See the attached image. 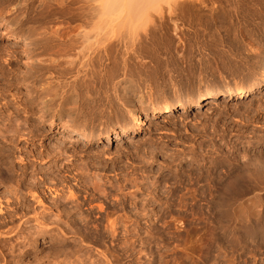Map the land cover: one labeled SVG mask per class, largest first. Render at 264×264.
Listing matches in <instances>:
<instances>
[{"label":"rangeland","instance_id":"rangeland-1","mask_svg":"<svg viewBox=\"0 0 264 264\" xmlns=\"http://www.w3.org/2000/svg\"><path fill=\"white\" fill-rule=\"evenodd\" d=\"M166 2L167 5L159 3L160 11L149 10L145 21L133 28V36H136V42L139 40L137 43L140 45L137 46L136 54L130 56V65L134 63L132 80L140 87L132 107L135 109L134 115L119 104L117 97L115 99L110 83L111 89L107 88L105 95H100L96 87L83 97V102L90 104L92 101L94 105L86 109L87 113L83 110L86 115H80L79 122L62 118L61 124L49 126L41 124L38 111H42V105H37L35 100L49 98L52 92L45 94L40 89L47 88V83L49 85L57 73H46L37 83L20 80L17 87L6 90L8 98L11 95L21 98L20 104L15 105L19 109L28 110L27 106L33 105L30 121L20 117L16 119L22 122L18 124L24 125V129L38 135L32 150L36 154H45L54 149L55 155L48 158L38 157L35 153L36 156L29 155L26 153L28 150H18L24 147V141L15 145L7 143L2 137L8 136L7 132L16 128L15 122L10 124L6 134L0 136V152L5 154L8 161L3 167L20 171L15 179L18 183L9 184L13 191L9 188L11 193L9 191L1 195V207L9 203L13 207L22 205L20 199L23 200V196H17L14 190L24 179L22 173L25 168L28 172L27 181L22 186L31 183L34 178L48 180L49 177L58 179L63 175L70 177L67 183L53 182L56 183L54 190L58 191L57 194L52 192L53 188L50 193L48 190L44 192L41 205L47 209L54 203V196L61 195L67 199L70 191L73 198L83 201L88 190L73 180V176L85 172L83 174L90 177L89 181L105 180L112 187H108L111 188L108 194L110 199H98L93 203L97 202L101 206L105 204L103 207L113 205V208H121L122 212L124 209L123 213L130 210L134 213L142 208L144 214L149 209L148 217H139V254L130 256L129 251H124L127 243L120 234L115 251L120 255L122 252L126 254L124 257L121 255V264H262L264 189L261 192L252 189V184L250 186L246 178L256 173L254 170L250 177L247 176V168L252 163H264V83L243 98L220 95L216 98L217 105L191 108L186 113H182V109L183 105L192 102L199 94L235 89L260 81L264 72V0ZM24 3L22 5V0H0V52L4 48L7 51L4 50V54H12V57L15 56L13 59H18L20 77L29 73L26 65L32 63V59L30 52L20 53L25 41L13 43L9 40L10 31L30 37V40L36 39L33 34L44 25L52 26L56 19L54 9L47 11V14L42 6L46 13L42 11L40 0H27ZM40 13L39 17L37 14ZM124 27L119 32H127V26ZM115 46L118 55H121L122 47L119 45V50L118 45ZM27 47L34 50V46ZM3 53H0L3 55H0V62L8 58ZM116 64V75L110 79L113 83L123 76L120 61ZM168 102L173 104L170 114L155 112L154 109ZM70 128L90 132L95 138L78 140L65 132ZM121 128L124 129L123 133L118 132ZM114 131L118 133L114 134ZM108 134L112 138L105 144ZM255 175L251 178L255 179ZM112 185L115 189L120 188L114 190ZM4 190L0 187V193ZM27 191H22L30 199L27 205L40 207ZM130 191H133L131 195L135 191L134 200V195H129L131 199L126 198ZM63 198L57 199L55 203L59 210L66 211L68 201ZM241 204L244 208L240 211ZM260 204L259 218L246 220L247 213L253 212V205ZM96 210L93 208L92 218L87 216L85 210L82 214L70 216L63 212L60 218L53 216L55 210V213L47 214L43 219L52 229L35 237L36 250L24 240L20 244L18 241L16 245L13 243L14 260L10 264H108L100 252H104L110 239L102 236L104 223L98 230L94 229V223H100L95 219ZM66 221L71 225L68 226L70 223ZM85 221L89 224H85ZM15 223H18V219ZM27 228L32 233L35 226L27 225ZM96 233L104 238L101 239L105 243H102L103 247L100 244V247L93 249L79 243L81 236H87L86 243H90L91 237L98 236ZM25 251H28L27 255L23 254ZM61 251L65 252L64 255ZM63 259V263H58Z\"/></svg>","mask_w":264,"mask_h":264},{"label":"bare ground","instance_id":"bare-ground-1","mask_svg":"<svg viewBox=\"0 0 264 264\" xmlns=\"http://www.w3.org/2000/svg\"><path fill=\"white\" fill-rule=\"evenodd\" d=\"M166 1L167 0H40V3L42 4L41 8L43 6V8H45L46 12L49 11L50 9H52L51 11H53V9H54V11L56 13V15L54 17L56 19H54V22H53L54 24L52 23V26L47 27L46 25H44L46 27L43 26V27H40V29L38 28L39 30H37L35 32V34H33V35H35L36 39L31 38L32 40H30L29 39L30 37H24L23 34L17 33L14 30L10 31V35L8 37L9 40H11L13 43H16V42H19L22 40L25 41V44L21 45L23 47L20 49V53L21 52L22 53L30 52L29 55H30V58L32 59V63H29L26 65L28 67L27 69H29V71H28L29 73H27L25 76L20 77L19 73L21 72L20 71L21 66L18 63V59H16V58L13 59L15 56L12 57L11 56L12 54L8 55V56H7V54H4L3 51L4 50L6 51V49H4V48L1 51L8 58L5 57L6 58L5 60L2 58L3 61L1 60L2 62H0V87H1V85L3 86L2 88H0V136L6 134V131L8 130V126L15 122L14 124L16 125V128L14 127L13 130L10 129V131L7 132L8 136L5 135L6 137L3 136L2 138H4V140H6L7 143L13 144V145H15L17 142L24 141V143H25L24 147H22V148L18 147L19 148L18 150L19 151L23 150L24 152H25V150H28V151H26V153H28L29 155L35 153L34 150H32L33 149L32 147L36 146L35 141H36V139H38V135H36L31 130L24 129L23 128L24 125L20 126L18 124L19 121L16 120L17 118L20 117L22 119H25L26 121L27 120L30 121V119L33 117V113H31V109H32L33 105L32 104H29L28 106L26 105L28 107L27 108L28 110H26L24 108L19 109L15 105L16 104L18 105V103L21 102L20 101L21 98H19L16 95L15 96L11 95L10 98H8L7 96H9V95H6L5 92H6V90L17 87L20 80L22 82H24V81L26 82L29 80H31L34 83L40 82L42 77L46 73L49 75L57 73V75H55L52 78L53 81H51L49 83V85L47 83L48 87L45 85L47 88L40 89L41 90L40 92H43L45 94L46 93L49 94V92H52V94L48 96L49 98L47 100H37V99L35 100V103L37 102V105H39V104L42 105V111L41 112L38 111L39 117H40L39 120H41V124H45V125H49V126H52V125L57 126V125L61 124L60 121L62 120V118H67L71 121L77 120L79 122V120H80L79 116L80 115L82 116L83 114L87 113L86 109H89L91 104H93L92 101L90 102V104H86L85 102H83V100H82L83 97L87 96L88 93L90 94L91 92H93V89H95L96 87H98V90H99L98 92L100 93V95H105L107 88H109V86H110V83L112 84V91L114 92L113 95H115L114 96L115 99L117 97L119 102H120L119 104L128 108L129 113L134 115L135 109L133 110V108H134L133 103H134V100L137 99V94H138V92H140L139 91L140 87L136 81L132 80L133 73H134V71L132 72V69H133L132 64H134V63H131L132 66L130 65V61H131L130 56L136 54L135 51H136L137 46H138L137 42L139 41L137 39L138 41L136 42V38H135L136 36L135 37L133 36V33L135 35V32H133L134 31L133 28L136 27L137 25H139L141 22L145 21V19L148 17L147 12L149 10L154 9V11H157V9L161 6V5H159V3H165L167 5ZM22 2H23L22 5H24L25 4L24 2H27V0H22ZM168 2H169V0H168ZM171 2L173 3V0H171ZM25 8H26V6H25ZM42 11H44V9ZM46 12L44 11V13H46ZM51 13H54V12H51ZM47 14H48V12H47ZM37 15H39V17H40L41 13L37 14ZM15 18H17V17H15ZM15 22H17V20L14 21L12 23V25ZM50 22H52V21H50ZM47 23H45V24H47ZM146 24H147V22H146ZM38 25H40V24H38ZM143 25H142V27H145ZM123 26H125V27L127 26V32L122 31V33H121V32H119V29L121 31ZM37 27H39V26H37ZM125 27H124V29H125ZM143 29H145V28H143ZM30 31H31V29H30ZM28 34H31V33H28ZM138 35H139V33H138ZM142 41H144V40H142ZM27 44L29 46H34L33 47L34 50L32 51V49L30 47H27L28 46ZM115 44L118 45V47H119V45L122 47L121 50L123 51V53H121V51H120L121 55H118V53H117L118 48L115 46ZM13 46H15V44ZM114 46L116 47V50L114 49L115 48ZM138 47H140V45ZM145 49H146V47H145ZM119 50H120V47H119ZM140 50H141V48H140ZM137 51H138V49H137ZM1 56H3V55H1ZM138 56H139V54L136 57H138ZM136 57H134L135 60L137 59ZM118 60L120 61L121 65L123 67V68H121V69H123L122 70L123 76H121L122 79L113 83V81L110 79L113 78L114 75H116L115 66L118 65V64H116L117 62H119ZM134 67L136 68V65ZM135 77H136V72H135ZM263 83H264V72L262 74L260 81H258L256 83H251V84H248L245 86L242 85L239 87L237 86V88L235 87V89L229 88V89H226L225 91H220V92L211 91L208 93L206 92L205 94H202V95L199 94L198 96L195 97V99L192 102L183 105L182 113H186L191 108L197 109L203 105H206V106L217 105L216 98H217V96H220V95H224L226 98H232V97L243 98V97L247 96L248 94H250L251 92L255 91V89L260 87L261 84H263ZM109 89H111V88H109ZM99 93H97V94H99ZM96 96H98V95H96ZM102 98H103V96H102ZM83 110H85V113ZM154 110H155V112H158L160 114H166L167 115V114H170L172 112L173 104L168 102V103H165V105H163L161 108L159 107V108H156ZM14 119L17 122L14 121ZM80 122H82V121H80ZM65 132L68 133V136H74L78 140L87 141V140H92L95 138L94 134H92L90 132L82 131L81 129H76V128L71 129L70 128V129L65 130ZM114 132H115L114 134H116L118 132L123 133L124 129L121 128V131H118V132L114 131ZM111 138H112L111 135L108 134L107 135V141L105 144H108L109 141L111 140ZM62 139H63V137H62ZM258 141H260V140H258ZM10 148H11V146H10ZM15 148H13V149H15ZM4 151H6V150H4ZM54 153H55V150L50 149V150L46 151L45 154H43V152L39 153V154H36V153L35 154L38 155V157L42 156V157L48 158L49 156H54L55 155ZM35 154H34V156H36ZM7 162L8 161L6 159L5 154L1 151L0 152V187L5 188V190L0 193V200H1V195H4V194L6 195V193H9L10 190L13 191L9 187L10 186L9 184H11L13 182L14 183L17 182V181H15V179H17L16 178L17 173L20 171L19 170L17 172L12 168H4L3 165ZM254 162H255V160H254ZM260 165L261 164H257V162L252 163L251 167L247 168V170L249 169V171H248L249 175H247V176L250 177L251 173H253V171L255 170L254 173L256 172L255 173L256 175L255 174H253V175H255L256 177L254 176L255 179H253V178H251L253 176L252 175L250 178H246L247 181L249 182V185L251 186V184H252V189L260 190L259 192H261V190L264 189V181H263L264 180V163H262L261 166ZM246 167H247V165H246ZM25 169L22 173L23 176H25V177L23 180L21 179L22 181H21L20 185L19 184L17 186L14 185L16 187V190H14L15 194L17 196H18V194L23 196V200L20 199V201H22V205L20 207H17V206L13 207L8 202L9 205L2 208L1 207V201H0V264H10L11 260H14L12 254L14 252L13 246H14V244L16 245V241H18V243L20 244L21 240H24L25 242L28 243L27 245L32 246L34 248L33 250H36L35 249L36 248L35 237L40 236L44 232L52 229L51 227H49L50 225L46 221H44V219H43L44 216H46L47 214H49V213L53 214L52 212L55 213V211H56V214L53 216L56 218H60L63 212L67 216L68 215L70 216V215H74V214H77V215L82 214L84 212L83 210H85V212H87V216H90L92 218L93 208H94V210H95V208L97 209L96 210L97 215L95 216V219L97 221H100V223H96V224L94 223V225H93L94 229L98 230V227L102 226L103 225L102 223H104V225H103L104 234L102 235L101 234L102 232L100 234L102 236H104V238L106 237V238L110 239V243L108 244V246L104 247L105 248L104 252H100V254H101L100 256L102 258H104L103 260H105L106 263H108V264H121L120 261H121V259L123 260L122 256L124 257V255H126V254L123 255V252H122L123 249H124V251L125 250L129 251L130 256H132L133 254L137 255L140 253L141 249L137 248V247H140L139 238L141 236L138 233L139 232L138 229L140 228L139 227V217L140 216L141 217H148L150 214L148 211L149 209L148 210L146 209V212H144V214H143L142 208H140L141 210H139V211L136 210L135 212H137V213H135V212L133 213V211L130 210L131 213L128 211L130 213L129 214L128 212L123 213V212H125L124 209L122 212V210H120L121 208L120 209L119 208L118 209L113 208L112 207L113 205L112 206L106 205V207H103V206H105V204L103 206H101V205H97L96 204L97 202L93 203V202L97 201L98 199H100L102 201L104 199H107V197L110 199V196H108V194L110 192L109 189H111L112 187H111V185L109 186L108 184H106V182H104L105 180L103 182H100L98 180L97 181L93 180L92 182L89 181L90 177L88 178L86 174H83L85 172L79 173V175L73 176V180L82 184L83 187H85L84 189L89 191V192L87 191V193L85 191V194H87V196L84 197V199H82L83 201L79 202L78 198H76V199L73 198V195L70 191V195H68L69 197L67 198V196H66L67 199H64L63 196H61V195H56V196L53 195L54 198L52 200L54 203L51 204L50 206H48L50 208L47 209V208H45V206L43 207L41 205V202L45 196L44 192L46 190H48V192L50 193L52 191L51 189L53 188L52 192L57 194L58 191L54 190V189H56V187H55L56 183L53 184V182H60L61 184L65 183V182L67 183L68 182L67 178L69 179L70 177L67 175H63L62 177H60L58 179H55L54 177L53 178L49 177L48 180L45 178H40V179L36 178L35 179L33 177L34 179L31 181V183L27 184L26 186L23 185L24 186L23 187L22 184L27 181V173H28L27 170H25ZM250 169H252V170H250ZM245 170H246V168H245ZM65 172H68V170H66ZM91 174H93V173H91ZM95 176H96V174H95ZM76 178H77V180H76ZM95 179H97V178H95ZM248 179L251 181V183ZM17 183H15V184H17ZM112 186H114V185H112ZM250 186L248 187V189L250 188ZM108 187H111V188H108ZM9 188H10V190H9ZM119 188H120V186H119ZM113 189L116 190L117 188L115 189V186H114ZM26 190H28L27 192L29 194H31V196L33 198V202L37 205L40 204L41 205L40 207H38V206L37 207L36 206L31 207L30 204L27 205L28 204L27 200H30V199H28L26 197L27 194L23 195V193H22V191L24 192ZM122 190H123V188H122ZM11 191H10V193H11ZM14 192L11 195H13ZM131 192H133V191H130V194L128 192H126V193H128L127 194L128 197H126L127 196L126 194H124V195H126L125 197L127 199L128 198L131 199L133 197V200H134L135 191H134V193H132V195H134V196L131 195ZM247 194H248V192H247ZM129 195L132 197H130ZM60 198H63L65 201L66 200L68 201V203H67L68 207H66L67 208L66 211L65 210H63V211L59 210V206L57 205V202L55 203V201L57 199H60ZM69 198H70V200H69ZM12 199H14V198H12ZM121 199H124V197ZM260 199H261V197H260ZM133 200L131 203H133ZM115 201H116V198H115ZM135 201H134V204H135ZM258 201H257V203H258ZM118 202H121V201H118ZM248 202H249V199H248ZM128 203H129V201H128ZM121 204L122 203H120V205ZM254 204H255V202H254ZM117 205H119V204H117ZM82 206H85L86 209H83ZM253 206H254V208L250 206L251 208H253V212L247 213L246 220L249 219L251 221L252 219H258L259 218L260 212H261L260 209L262 208V207L260 208L261 204L257 205V206H255V205H253ZM132 207H130L129 209H131ZM122 208H123V206H122ZM242 208H244V206L242 204L239 205L240 211ZM250 210H252V209H249V211ZM17 219H18V223H15V220H17ZM146 220H148V219H146ZM66 222H68V221H66ZM68 223H70V222H68ZM84 223L89 224L88 221H85ZM147 223H150V222L148 221ZM235 223H236V221H235ZM150 224H148V225L150 226ZM223 224H225V223H223ZM27 225H34L35 226V229L33 228L34 231L32 233L28 232L29 230L27 228ZM69 225H71V223L68 224V226ZM74 226H75V224H74ZM120 228H122V231H119ZM236 230H237V228H236ZM97 233H99V232H97ZM121 233H122L121 237H123L124 240H126V241H124L125 244L127 243L125 245V248H123L122 251H120V252H122V254H121L122 256L120 255L119 252L115 251L116 250L115 247L118 245L117 242L119 241V236ZM97 235H98L97 237L96 236L91 237V239L89 240L90 243H86V242H88V241H86V238H88L87 236H81L80 235L81 239H80L79 243H82V246H85V247L89 246L90 248L92 247L93 249L98 248L102 245V243H104V241L101 240L104 238L103 237L101 238V236H99V234H97ZM20 236H22V237H20ZM18 238H20V241L18 240ZM144 243H145V241H144ZM21 246H23V243ZM103 246L104 245H102L101 247H103ZM24 247H26V246H24ZM61 250H63V249H61ZM117 250H119V249H117ZM22 252H19V254ZM61 252H63V255H64L65 252L64 251H61ZM69 253H70V251H69ZM23 254L27 255L28 251H25ZM220 254L223 255V253H220ZM221 258H223V257H221ZM74 259H75V257H74ZM56 261H57V259H56ZM63 262H64V259H63V261L58 262V263H63ZM187 263H189V262H187ZM187 263L184 262L183 264H187ZM190 263H191V261H190ZM68 264H69V262H68ZM262 264H264V262Z\"/></svg>","mask_w":264,"mask_h":264}]
</instances>
